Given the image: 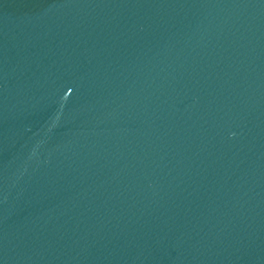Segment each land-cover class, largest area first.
Here are the masks:
<instances>
[{
  "label": "water",
  "instance_id": "95a60500",
  "mask_svg": "<svg viewBox=\"0 0 264 264\" xmlns=\"http://www.w3.org/2000/svg\"><path fill=\"white\" fill-rule=\"evenodd\" d=\"M0 264H264V0H0Z\"/></svg>",
  "mask_w": 264,
  "mask_h": 264
}]
</instances>
